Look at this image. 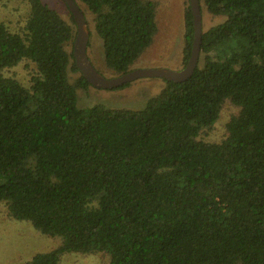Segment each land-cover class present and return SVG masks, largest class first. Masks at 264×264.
I'll return each mask as SVG.
<instances>
[{"label": "trees", "instance_id": "1", "mask_svg": "<svg viewBox=\"0 0 264 264\" xmlns=\"http://www.w3.org/2000/svg\"><path fill=\"white\" fill-rule=\"evenodd\" d=\"M15 1L29 11L18 31L0 21V70L32 67L26 83L0 74V208L60 240L19 264L70 253L106 264H264V0H199L223 21L202 32L192 75L162 79L141 110L78 108L76 91L91 85L67 51L71 14ZM75 2L93 16L105 67L130 71L157 32V3ZM183 14L185 65L189 5ZM225 103L236 112L224 137L202 138Z\"/></svg>", "mask_w": 264, "mask_h": 264}, {"label": "rangeland", "instance_id": "2", "mask_svg": "<svg viewBox=\"0 0 264 264\" xmlns=\"http://www.w3.org/2000/svg\"><path fill=\"white\" fill-rule=\"evenodd\" d=\"M55 9L61 18L70 21V15L64 4L59 0H42ZM157 3L155 19L157 32L152 44L147 48L130 70L139 69H168L179 71L183 65L184 47V9L189 5V0H152ZM87 20L89 29V46L87 56L93 67L105 78H114L113 74L104 65L102 41L94 31L92 15L85 6H79ZM29 7L26 3L15 0L0 1V21L4 22L11 30L18 31L26 18ZM223 21V18L212 17L201 9L202 32ZM73 46H68L67 51H72ZM202 55L200 56V58ZM31 65L24 61L11 69L0 70V74L16 78L21 83L29 81ZM78 73L69 72V81L73 83ZM163 87L161 78L142 77L127 86L119 89H101L89 86L87 90H77V107L88 110L94 105H103L111 109L141 110L148 100L155 96ZM236 110L225 103L213 129L206 135V140L220 141L224 135V124ZM60 243L57 238L50 239L41 235L25 222L11 220L6 215L4 208H0V264H19L31 257L34 253L56 247ZM47 251V250H46ZM60 264H106L102 256H88L80 254H64Z\"/></svg>", "mask_w": 264, "mask_h": 264}, {"label": "water", "instance_id": "3", "mask_svg": "<svg viewBox=\"0 0 264 264\" xmlns=\"http://www.w3.org/2000/svg\"><path fill=\"white\" fill-rule=\"evenodd\" d=\"M62 1L65 3L75 24V38L72 45V55L75 66L86 82L94 88L114 89L142 77L161 78L163 80L181 83L186 81L197 67L202 35L199 0H189L193 22V39L190 56L182 69L179 71H171L168 69H134L109 79L97 72L88 59L87 43L89 39V29L80 7L75 0Z\"/></svg>", "mask_w": 264, "mask_h": 264}]
</instances>
